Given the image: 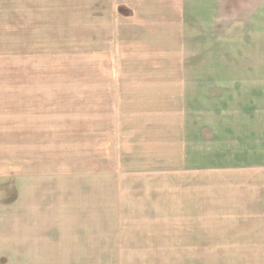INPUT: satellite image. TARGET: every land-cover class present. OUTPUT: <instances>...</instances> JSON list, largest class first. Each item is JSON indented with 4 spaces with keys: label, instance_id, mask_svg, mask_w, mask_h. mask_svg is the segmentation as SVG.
Returning a JSON list of instances; mask_svg holds the SVG:
<instances>
[{
    "label": "rangeland",
    "instance_id": "rangeland-1",
    "mask_svg": "<svg viewBox=\"0 0 264 264\" xmlns=\"http://www.w3.org/2000/svg\"><path fill=\"white\" fill-rule=\"evenodd\" d=\"M167 2L0 0V264H264V172L211 171L264 34Z\"/></svg>",
    "mask_w": 264,
    "mask_h": 264
},
{
    "label": "crops",
    "instance_id": "crops-1",
    "mask_svg": "<svg viewBox=\"0 0 264 264\" xmlns=\"http://www.w3.org/2000/svg\"><path fill=\"white\" fill-rule=\"evenodd\" d=\"M152 1L150 0V2ZM177 1L182 7L180 13L185 14L187 17V20L185 22L183 20V26H181L183 30H187L186 28L189 30L199 28L196 25L201 21V23L208 22L210 28L215 25L218 27L221 15H237L240 18L238 17L233 22L257 23L258 26L250 28L259 31L260 35L264 34V0H168L167 3L169 5ZM142 5L143 3H140L139 6ZM145 6H148V4ZM149 6H152V4ZM172 8L171 13L174 15L176 13L174 6ZM165 11L167 9L163 12ZM164 18L169 24L175 22V16L167 15ZM155 21L159 23L158 20ZM160 28L157 26V30ZM233 28L234 26H232ZM236 28L245 29V27ZM259 110L257 115L247 118L248 115L241 116L240 111L234 112L233 109L231 111L221 109L218 114L220 116L219 125L221 129L219 139L221 142H216L220 149L217 157L220 156L225 158V160L218 164L217 162L215 164L212 162L211 167L213 168H211V171H214L215 167L216 171L226 173L233 169V165L236 164V167L243 166L247 168L255 166L258 173L264 172V108ZM211 124L214 123L211 122ZM212 132L215 133L214 126L212 127ZM238 137H241V140L237 139ZM234 141L237 143L236 147ZM236 148L240 153L234 157Z\"/></svg>",
    "mask_w": 264,
    "mask_h": 264
}]
</instances>
